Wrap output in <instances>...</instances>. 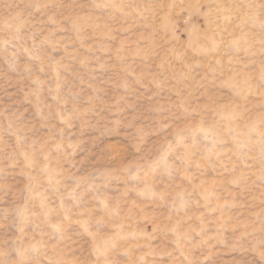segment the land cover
<instances>
[{
    "label": "rangeland",
    "instance_id": "1",
    "mask_svg": "<svg viewBox=\"0 0 264 264\" xmlns=\"http://www.w3.org/2000/svg\"><path fill=\"white\" fill-rule=\"evenodd\" d=\"M0 264H264V0H0Z\"/></svg>",
    "mask_w": 264,
    "mask_h": 264
}]
</instances>
